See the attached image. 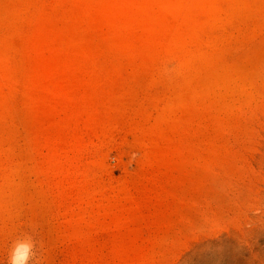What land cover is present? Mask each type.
<instances>
[{
    "label": "rangeland",
    "instance_id": "1",
    "mask_svg": "<svg viewBox=\"0 0 264 264\" xmlns=\"http://www.w3.org/2000/svg\"><path fill=\"white\" fill-rule=\"evenodd\" d=\"M264 264V0H0V264Z\"/></svg>",
    "mask_w": 264,
    "mask_h": 264
},
{
    "label": "clouds",
    "instance_id": "2",
    "mask_svg": "<svg viewBox=\"0 0 264 264\" xmlns=\"http://www.w3.org/2000/svg\"><path fill=\"white\" fill-rule=\"evenodd\" d=\"M34 247L31 236L25 235L15 240L10 248L7 264H29L34 257Z\"/></svg>",
    "mask_w": 264,
    "mask_h": 264
}]
</instances>
